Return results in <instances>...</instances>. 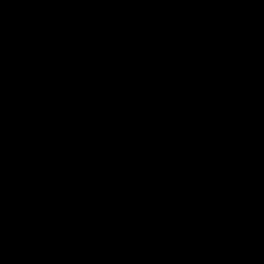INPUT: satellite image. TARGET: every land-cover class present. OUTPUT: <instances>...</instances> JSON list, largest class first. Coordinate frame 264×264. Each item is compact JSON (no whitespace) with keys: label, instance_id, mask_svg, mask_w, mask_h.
Instances as JSON below:
<instances>
[{"label":"water","instance_id":"95a60500","mask_svg":"<svg viewBox=\"0 0 264 264\" xmlns=\"http://www.w3.org/2000/svg\"><path fill=\"white\" fill-rule=\"evenodd\" d=\"M0 264H264V0H0Z\"/></svg>","mask_w":264,"mask_h":264}]
</instances>
